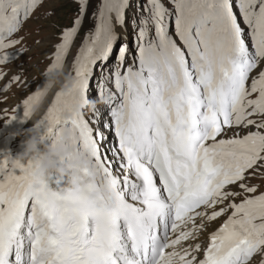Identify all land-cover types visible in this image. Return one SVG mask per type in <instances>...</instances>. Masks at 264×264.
Instances as JSON below:
<instances>
[{"label":"snow or ice","instance_id":"6c2138e0","mask_svg":"<svg viewBox=\"0 0 264 264\" xmlns=\"http://www.w3.org/2000/svg\"><path fill=\"white\" fill-rule=\"evenodd\" d=\"M41 2L0 0V64L20 43L10 37ZM75 2L73 25L62 30L49 72L62 68L91 0ZM168 3L145 0L129 21L130 0H99L75 58L73 89L55 94L37 127L53 147L70 129L72 145L91 158L102 181L81 169L73 188L37 177L32 160L0 159V264H252L264 256V192L244 183L250 171H264V0ZM129 23L136 55L126 64L129 48L119 44L118 29ZM118 45L115 64L101 69L115 91L101 84L98 97L108 100L103 127L118 142L113 154L122 178L101 152L106 137L93 127L98 111L93 120L84 113L62 119L86 102L94 70ZM14 82L19 77L3 90ZM46 92L23 100L24 120ZM103 185L114 200L96 197ZM232 185L245 193L238 203ZM229 210L206 246L188 243L205 221Z\"/></svg>","mask_w":264,"mask_h":264},{"label":"rangeland","instance_id":"374dc122","mask_svg":"<svg viewBox=\"0 0 264 264\" xmlns=\"http://www.w3.org/2000/svg\"><path fill=\"white\" fill-rule=\"evenodd\" d=\"M144 2L145 0H130V7L127 10V16L130 21L134 14L139 13L140 5ZM98 3L99 0H91L88 13L78 34L73 40L69 53L64 58L62 68H65L68 63L75 61V58L79 54V49L83 46L85 36L94 28L92 13ZM77 10L78 5L75 0H48L41 7L40 11L35 14L34 18L26 23L22 32L18 35V38L23 39L27 52L20 62L22 65H18L17 70L19 71L18 73L21 72L25 75L27 81L25 86L17 85L13 87L12 91L8 94V99L4 103L0 102V115L4 112L10 113L11 110H14L16 105L22 104L23 100L30 96L36 84L42 79H45L44 71L52 64V55L55 51V46L61 42V32L63 29L73 25ZM130 24L131 23L127 26V31ZM118 32L120 33V44L122 42L121 40L125 38L122 36V29H118ZM112 58V64H115L116 48ZM109 67L110 65H107L103 69L109 70ZM105 82L106 80L103 79L102 83ZM244 183L249 186H256L258 192H264V171L260 172L259 170V172H252V175L248 176ZM234 192L240 193V196L235 198L236 200L242 199L245 195L239 187L235 188ZM263 259L264 256L258 255L255 257V262L252 264H262Z\"/></svg>","mask_w":264,"mask_h":264},{"label":"clouds","instance_id":"9594fccd","mask_svg":"<svg viewBox=\"0 0 264 264\" xmlns=\"http://www.w3.org/2000/svg\"><path fill=\"white\" fill-rule=\"evenodd\" d=\"M44 75L46 78L44 88L47 92L57 89V92L68 94L72 91L74 78L70 72H65L61 68L51 72L46 71ZM85 99V103L75 104L70 109L65 110L62 114V119L71 121L84 113L85 110L95 113L98 103H108L107 98L100 99L98 97L96 100ZM38 108L39 105L34 107L33 111H37ZM39 122L26 131L25 135L27 139L24 144V150L16 158H12L13 161L23 162L32 160L37 177L45 179L56 178L73 188L79 185L81 169H87L91 179L97 182L102 181V176L98 174L97 169L92 165L91 158L72 145L70 129L65 128L62 131L60 139L54 147L47 146L41 129L37 127ZM42 145H44V149L40 152L38 149ZM95 195L97 198L111 196L113 200L115 199V193L108 190L106 185H103Z\"/></svg>","mask_w":264,"mask_h":264},{"label":"bare ground","instance_id":"6f19581e","mask_svg":"<svg viewBox=\"0 0 264 264\" xmlns=\"http://www.w3.org/2000/svg\"><path fill=\"white\" fill-rule=\"evenodd\" d=\"M74 62H75V61L68 63V65L64 68V71H65V72H70L72 75H74V67H73ZM56 93H57V89H53V90L51 91V93L48 95V97L43 101L44 103L41 104L40 109L36 112L35 116L32 118V120H31V122H30V129H31L33 126H35V125H36V124H37V123L43 118V116L46 114L47 108H48V107L51 105V103L53 102ZM41 131H42V130H41ZM24 144H25V142H24ZM45 144H46L47 146H50V142H49V141H45ZM43 149H44V145L40 146L39 149H38V151L42 152ZM260 172H261V171H260ZM65 185H66V183H65ZM199 223H200V221H199ZM208 223H209V222L205 221V226H207ZM206 236H207V235H206ZM206 236L203 235V236H202V237H203L202 239L204 240ZM198 242H201V237H200V235H199V237H198Z\"/></svg>","mask_w":264,"mask_h":264}]
</instances>
